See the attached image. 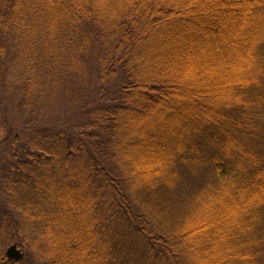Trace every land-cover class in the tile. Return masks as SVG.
<instances>
[{
  "label": "trees",
  "instance_id": "1",
  "mask_svg": "<svg viewBox=\"0 0 264 264\" xmlns=\"http://www.w3.org/2000/svg\"><path fill=\"white\" fill-rule=\"evenodd\" d=\"M185 1L0 0V264L264 252V0ZM199 168L193 227L167 195Z\"/></svg>",
  "mask_w": 264,
  "mask_h": 264
},
{
  "label": "rangeland",
  "instance_id": "2",
  "mask_svg": "<svg viewBox=\"0 0 264 264\" xmlns=\"http://www.w3.org/2000/svg\"><path fill=\"white\" fill-rule=\"evenodd\" d=\"M93 1H94L93 4L97 9L101 8L100 0H93ZM183 1L184 0H172V2L179 3L182 6L185 5ZM193 2H195V1H193ZM199 2L200 1L195 2L194 5H199L201 3V2L200 3ZM196 3H198V4H196ZM147 57H149V56H147ZM143 59L146 60V57L143 56ZM143 63H144L143 64V70L145 71L146 65H147V60L144 61ZM244 73H246V75H244L243 78L249 77V79L251 80V78L255 74V70H253V69L251 71L246 70V72H244ZM231 75H232V78H236V74H234V76H233V73H232ZM180 76H182V74H180ZM238 76L241 77V75H238ZM232 78H230V79H232ZM230 79L228 81H223L222 84L224 86L228 85L230 83ZM187 80L189 81L190 79L187 78ZM221 82H222V80H221ZM188 83H189V86H185L186 89H188L189 87H192V85H193L192 81H189ZM195 87L196 86L193 85V88H195ZM212 95H214V94H212ZM182 96L183 95H180L178 98L183 99ZM225 96H226V94L224 95V97ZM227 99H228V97H227ZM204 170L205 169L199 168L197 171L198 173L197 172L187 173V174L182 173L180 175L181 177L178 176L175 179V184L173 185V188L170 190L169 196L167 195V197H168L167 199H169L171 202H173V206L177 207V208L179 207L177 209L178 211L179 210H181V212L185 211L187 214H188V210L190 211V209L193 208L198 203V205H197L198 209H196V211L190 216V218H191V220H190L191 224L190 225H193V227L196 225V223H198L200 221L208 222L209 217H210V215H212V213L218 214V212L220 211L219 205H218L219 207L216 208L217 207L216 199L215 198L210 199L211 198L210 194H209L210 192L208 191L209 187L207 186L208 176L205 175L206 173ZM212 186H214V184H212ZM232 201H233V199L229 198L225 201V203L232 204ZM181 204L182 205L185 204V206L182 208V207H180ZM229 204H226V206H229ZM223 207H225V206H223ZM232 214L233 213H230V215H231L230 217H232L234 221L228 222L231 224L235 223V221H236L235 216ZM227 220H229V219H227ZM206 227L207 226L205 225L204 228L206 229ZM191 237L192 236H190V238ZM223 242H225V241H223ZM197 244H201V241H198ZM213 246H214L213 244L206 245V246H203V244L202 245H196V242H195V244H192L191 253H190V251H188V255L186 256L187 262L189 264H212L215 261L222 259L220 257L224 256V253L223 254L222 253L216 254L215 249L219 248V247H223L224 243L216 246L215 248ZM226 247H231V246L226 245ZM18 249H20L22 251V253L24 255L23 260H25L27 264H39L35 261V259L34 260L29 259L26 251H24L21 248H18ZM223 261H224L223 264H226L227 261H229V260L224 259ZM255 264H264V252L259 253L257 255Z\"/></svg>",
  "mask_w": 264,
  "mask_h": 264
},
{
  "label": "water",
  "instance_id": "3",
  "mask_svg": "<svg viewBox=\"0 0 264 264\" xmlns=\"http://www.w3.org/2000/svg\"><path fill=\"white\" fill-rule=\"evenodd\" d=\"M5 255L8 259L13 261H20L24 257L22 251L18 249L16 245L9 246L5 251Z\"/></svg>",
  "mask_w": 264,
  "mask_h": 264
}]
</instances>
